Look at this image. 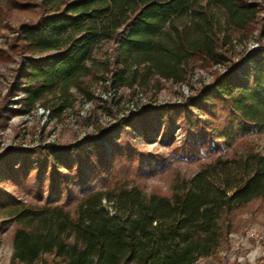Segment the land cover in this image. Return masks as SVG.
Wrapping results in <instances>:
<instances>
[{
    "label": "trees",
    "instance_id": "obj_1",
    "mask_svg": "<svg viewBox=\"0 0 264 264\" xmlns=\"http://www.w3.org/2000/svg\"><path fill=\"white\" fill-rule=\"evenodd\" d=\"M6 10L36 12L17 27L30 55L19 87L25 110L52 104V115L68 106L72 89L93 101L92 83L108 79L102 70L115 88L182 83L196 64L226 65L230 48L223 47L235 36L264 30V0H0V13ZM107 42L112 58L96 57ZM250 51L184 104L143 108L125 121L141 119L144 135L164 122L170 138L178 117L187 134L193 129L180 146L188 159L219 152L221 139L233 144L263 131L264 44ZM99 135L24 149L14 159L18 173L7 158L0 166L37 200L0 190V211L14 225V262L197 264L228 243L233 211L264 200V156L255 148L213 155L170 193H147L124 175H153L160 163L131 143L129 130L121 142L106 130Z\"/></svg>",
    "mask_w": 264,
    "mask_h": 264
},
{
    "label": "rangeland",
    "instance_id": "obj_2",
    "mask_svg": "<svg viewBox=\"0 0 264 264\" xmlns=\"http://www.w3.org/2000/svg\"><path fill=\"white\" fill-rule=\"evenodd\" d=\"M35 18L36 12L33 10H6L0 13L1 167L7 158L17 172L20 165L14 159L27 148L45 143L67 146L78 143L91 134L98 136L101 130H106L116 142H121L123 131L129 130L131 143L138 150L146 152L152 162L155 160L159 162L160 167H155L156 172L153 175L134 176L135 173L130 171L124 176L130 178V184L139 185L147 193L167 194L170 193L176 179L191 177L204 163L209 162L213 155H242L248 149L255 148L264 156V130L241 138L233 144L221 139L219 152L210 154L199 152L196 158L188 159L181 155L180 146L187 135L191 136L193 129L191 128L187 134L178 117L172 126L173 134L170 138L164 135V122L160 123L157 131L149 132V135L141 134L143 125L141 119H133V125L127 122L130 112H139L143 108L164 109L170 104H184L189 96L197 94L203 85L210 83L217 75L223 74L251 48L264 44V30L256 29L247 38L235 36L236 40H233L230 47L229 45L223 47V50L230 48L227 53L229 62H226V65L196 64L182 83L162 79L157 87L147 90L137 85L134 88L121 87L114 92L110 82L111 73L106 74L102 70L100 75L104 73L108 79L105 82L99 79L92 83L94 100L89 106L84 105L85 99L78 91L72 89L73 95L68 101V106L52 115V111H48L52 109V104H38L30 111L25 110L22 101L25 94L19 87L24 83L19 70L23 61H26L30 55L23 51L24 43L16 37L17 27L20 23ZM113 51L114 44L107 42L96 48L95 55L100 59L112 58ZM195 110L198 112L197 109ZM80 111L84 115H80ZM173 114L176 116L175 113ZM124 117L126 118L123 119ZM1 169L0 190L24 202H37L36 198L28 194L20 185L17 177L12 178V175L4 174ZM93 186L97 188L99 183L95 182ZM103 204L112 210L111 204L106 199H103ZM229 220L232 231L228 243L220 249L214 259L224 264H254L258 258H264V242L258 245L249 236V232L253 229L264 235V200H253L233 211ZM13 231V223L9 222L8 217L3 216L0 211V264H18L13 261ZM240 255L244 258L238 261ZM249 256L250 261L247 259ZM44 258L48 263H53L55 260L51 254L45 255Z\"/></svg>",
    "mask_w": 264,
    "mask_h": 264
},
{
    "label": "crops",
    "instance_id": "obj_3",
    "mask_svg": "<svg viewBox=\"0 0 264 264\" xmlns=\"http://www.w3.org/2000/svg\"><path fill=\"white\" fill-rule=\"evenodd\" d=\"M252 254H253V252H252ZM250 256L247 258L249 261L251 260L250 259ZM243 258L244 257L242 255L238 256V261H241ZM197 264H224V263L220 262V260L214 259L213 257H206V258H200L198 260ZM241 264H244V263H241ZM254 264H264V258H260V259L258 258V260L256 261V263H254Z\"/></svg>",
    "mask_w": 264,
    "mask_h": 264
},
{
    "label": "built area",
    "instance_id": "obj_4",
    "mask_svg": "<svg viewBox=\"0 0 264 264\" xmlns=\"http://www.w3.org/2000/svg\"><path fill=\"white\" fill-rule=\"evenodd\" d=\"M114 92H117L118 91V88H113L112 89ZM92 101H87V100H85V104L84 105H87V106H89L90 105V103H91ZM44 109V108H43ZM48 111H49V109H48ZM81 112V111H80ZM80 115H84V114H82V112L80 113ZM249 236L255 241V243L256 244H258V245H261L263 242H264V235L263 234H261L258 230H256V229H253V230H251L250 232H249Z\"/></svg>",
    "mask_w": 264,
    "mask_h": 264
}]
</instances>
